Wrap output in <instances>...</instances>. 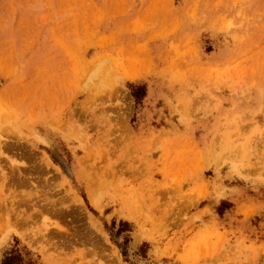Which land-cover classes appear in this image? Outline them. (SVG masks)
Returning <instances> with one entry per match:
<instances>
[{
  "label": "rangeland",
  "instance_id": "1",
  "mask_svg": "<svg viewBox=\"0 0 264 264\" xmlns=\"http://www.w3.org/2000/svg\"><path fill=\"white\" fill-rule=\"evenodd\" d=\"M0 264H264V0H0Z\"/></svg>",
  "mask_w": 264,
  "mask_h": 264
}]
</instances>
